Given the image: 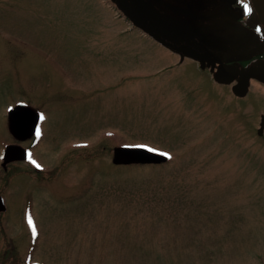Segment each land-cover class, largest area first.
<instances>
[{
	"label": "rangeland",
	"instance_id": "rangeland-1",
	"mask_svg": "<svg viewBox=\"0 0 264 264\" xmlns=\"http://www.w3.org/2000/svg\"><path fill=\"white\" fill-rule=\"evenodd\" d=\"M132 1L0 0V152H30L0 160V264H264V54L223 57L264 42L255 8Z\"/></svg>",
	"mask_w": 264,
	"mask_h": 264
},
{
	"label": "water",
	"instance_id": "water-1",
	"mask_svg": "<svg viewBox=\"0 0 264 264\" xmlns=\"http://www.w3.org/2000/svg\"><path fill=\"white\" fill-rule=\"evenodd\" d=\"M227 4L235 3V0H224ZM260 21L264 25V0H252ZM189 49V48H185ZM190 50V49H189ZM264 50V45H258L247 51L223 55L229 59H244L251 54ZM222 57V56H221ZM217 58V57H216ZM223 60V59H218ZM39 113L29 105L18 103L9 108L7 112V128L9 133L18 140H25L34 135L39 121ZM27 153L24 148L16 144H8L1 151L0 159L2 167L13 161L25 160ZM167 160V157L152 152L143 147L115 146L112 150V163L115 165L130 164H159ZM5 210L0 196V212Z\"/></svg>",
	"mask_w": 264,
	"mask_h": 264
},
{
	"label": "flooded vegetation",
	"instance_id": "flooded-vegetation-1",
	"mask_svg": "<svg viewBox=\"0 0 264 264\" xmlns=\"http://www.w3.org/2000/svg\"><path fill=\"white\" fill-rule=\"evenodd\" d=\"M132 1V0H131ZM238 64H239V66H242V67H245V66H247L248 65V62H238ZM238 69H240L239 67H238ZM244 70V68H242V71ZM29 140V139H28ZM17 143H20V141H18V140H15ZM32 144V143H31Z\"/></svg>",
	"mask_w": 264,
	"mask_h": 264
},
{
	"label": "trees",
	"instance_id": "trees-1",
	"mask_svg": "<svg viewBox=\"0 0 264 264\" xmlns=\"http://www.w3.org/2000/svg\"><path fill=\"white\" fill-rule=\"evenodd\" d=\"M242 9H243V14H246L247 13V10L245 9V6L244 5H242Z\"/></svg>",
	"mask_w": 264,
	"mask_h": 264
},
{
	"label": "snow or ice",
	"instance_id": "snow-or-ice-1",
	"mask_svg": "<svg viewBox=\"0 0 264 264\" xmlns=\"http://www.w3.org/2000/svg\"><path fill=\"white\" fill-rule=\"evenodd\" d=\"M29 223H31V221H29ZM33 233H35V229H33Z\"/></svg>",
	"mask_w": 264,
	"mask_h": 264
}]
</instances>
